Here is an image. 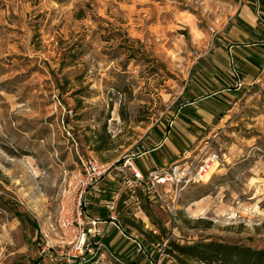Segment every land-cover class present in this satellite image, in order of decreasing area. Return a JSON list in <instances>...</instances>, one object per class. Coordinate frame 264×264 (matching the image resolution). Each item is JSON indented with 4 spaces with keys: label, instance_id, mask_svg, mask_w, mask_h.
I'll use <instances>...</instances> for the list:
<instances>
[{
    "label": "rangeland",
    "instance_id": "374dc122",
    "mask_svg": "<svg viewBox=\"0 0 264 264\" xmlns=\"http://www.w3.org/2000/svg\"><path fill=\"white\" fill-rule=\"evenodd\" d=\"M243 2L0 0V264H66L61 249L42 253V245L45 235L60 240L69 173L81 159L118 163L170 124ZM203 149L221 164L182 193L173 214L140 192L123 193L126 237L105 231L119 261L88 264H179L170 242L264 248V64L211 136L188 150ZM102 186L88 216L110 221L99 202L119 193L121 178L113 171Z\"/></svg>",
    "mask_w": 264,
    "mask_h": 264
},
{
    "label": "built area",
    "instance_id": "2783aa9c",
    "mask_svg": "<svg viewBox=\"0 0 264 264\" xmlns=\"http://www.w3.org/2000/svg\"><path fill=\"white\" fill-rule=\"evenodd\" d=\"M196 151L187 150L173 163L151 168L147 172L140 170L135 163L144 155V148L140 146L111 165L94 157L81 159L78 169L69 173L65 180L57 227L60 240L54 244L45 235L42 253L50 254L57 247L61 249L66 264H88L107 256L119 261L105 240L102 222L88 216V207L95 205V199L104 193L102 182L113 171L121 178L119 193L111 200L100 201L99 205L107 210L110 222L126 237L123 228L118 225L117 203L121 195L127 193L134 198L140 192L150 203L159 202L173 214L182 193L189 186L206 181L221 164L219 153L204 149ZM132 242L137 253L148 257L142 240Z\"/></svg>",
    "mask_w": 264,
    "mask_h": 264
},
{
    "label": "crops",
    "instance_id": "0c3cea01",
    "mask_svg": "<svg viewBox=\"0 0 264 264\" xmlns=\"http://www.w3.org/2000/svg\"><path fill=\"white\" fill-rule=\"evenodd\" d=\"M262 1L244 0L236 18L226 28V34L219 35L213 50L206 54L210 65H200L196 76L184 89L174 118L167 124L170 129L160 126V131L153 130L146 137L144 155L135 160L140 170L138 160H143L142 171L147 172L173 163L186 150L208 139L217 128V122L223 121L235 103L238 92L256 82L264 64ZM233 53L237 55L235 59ZM92 218L102 222L101 228L109 239L119 232L109 220Z\"/></svg>",
    "mask_w": 264,
    "mask_h": 264
},
{
    "label": "trees",
    "instance_id": "16d2710c",
    "mask_svg": "<svg viewBox=\"0 0 264 264\" xmlns=\"http://www.w3.org/2000/svg\"><path fill=\"white\" fill-rule=\"evenodd\" d=\"M261 5L264 6V0L262 3L260 2V10L263 11ZM227 37L229 38L228 35ZM232 55L234 59L237 56L235 53ZM181 101L182 99L179 98L176 103V109L179 107ZM160 126L165 130H169L168 125L166 127L159 125L154 128V132L160 131ZM122 201H124L123 194L117 203L118 215H120L119 205ZM146 203L151 204L148 200H146ZM145 209L149 212L147 207ZM118 223L123 227L119 220ZM169 247L168 254L176 258L179 264H186L187 261H195L201 264H264V248L258 249L251 246L228 244L219 241L199 242L192 245H180L170 242Z\"/></svg>",
    "mask_w": 264,
    "mask_h": 264
}]
</instances>
